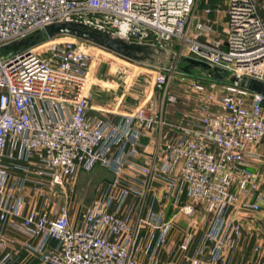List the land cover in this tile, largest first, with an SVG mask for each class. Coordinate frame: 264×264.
Masks as SVG:
<instances>
[{
    "label": "built area",
    "instance_id": "built-area-1",
    "mask_svg": "<svg viewBox=\"0 0 264 264\" xmlns=\"http://www.w3.org/2000/svg\"><path fill=\"white\" fill-rule=\"evenodd\" d=\"M209 1L0 0V47L75 20L264 81L259 0H225L223 39L206 22L192 25L197 4ZM48 41L0 56V264L16 261L7 228L32 238L21 245L43 264H139L140 254L161 264L178 214L204 223L188 264H226L232 240L264 207V97L239 81L198 80L175 63L149 70L151 95L133 112H93L92 47L66 37L36 51ZM96 167L112 179L72 224L68 179Z\"/></svg>",
    "mask_w": 264,
    "mask_h": 264
},
{
    "label": "rangeland",
    "instance_id": "rangeland-1",
    "mask_svg": "<svg viewBox=\"0 0 264 264\" xmlns=\"http://www.w3.org/2000/svg\"><path fill=\"white\" fill-rule=\"evenodd\" d=\"M216 33L218 38H222L220 32ZM65 38L66 37H58L56 39L50 40L45 47H41L36 51H41L46 47L62 42ZM87 47L98 49L94 51L96 54V59L93 61L89 75L90 80L88 91L90 105L93 108V112L103 109L106 111L131 113L136 110L137 107L146 104L147 99L151 95V86L149 85L148 81L153 75V72L151 71L154 69L133 63L90 44H88ZM103 52L107 54H104ZM109 54L118 57L131 65L123 63ZM181 63L183 64L181 59H178V61L176 60L177 65H181ZM111 64L115 66L121 65L124 70H126L124 77L115 76L111 71ZM189 74L190 76L204 82L211 80L207 72L199 68L190 69ZM178 89L179 92L182 93V96H189L185 93L186 88L184 86H181ZM156 93L157 92L154 90L153 95H156ZM111 179L112 175L101 167H96L90 172L80 171L75 177L68 179L69 184L66 194L68 196V211L70 213V220L73 224L79 220L80 214L85 209V207L94 201L102 185ZM262 190L264 191V183L262 185ZM172 210L173 209H171V211ZM179 218L182 220V224L188 223L187 219H190L193 221V225H201V222L198 219L194 220L190 218V216L188 217L181 214ZM251 218L253 219L254 224H259L260 226L259 237L261 239L257 241V243L260 244L259 249L254 247L257 243H254L251 248L257 255L263 256L264 243H262V240L264 242V207L259 213L248 216V220ZM172 225H176V218L174 219ZM171 264H176V262Z\"/></svg>",
    "mask_w": 264,
    "mask_h": 264
},
{
    "label": "water",
    "instance_id": "water-1",
    "mask_svg": "<svg viewBox=\"0 0 264 264\" xmlns=\"http://www.w3.org/2000/svg\"><path fill=\"white\" fill-rule=\"evenodd\" d=\"M58 37H70L83 41L123 59L149 68H172L177 60V56L174 53L159 45L130 41L75 20L52 22L24 38L3 45L0 47V56L2 59L9 61L10 58L22 52H27L30 48L45 40H53ZM180 59L185 65L177 67L185 73H189L192 68H199L207 72L208 76L216 81H239L240 85L250 92L264 97L263 80L247 78L240 81L234 76H226L222 70H218L206 62L191 57Z\"/></svg>",
    "mask_w": 264,
    "mask_h": 264
},
{
    "label": "crops",
    "instance_id": "crops-1",
    "mask_svg": "<svg viewBox=\"0 0 264 264\" xmlns=\"http://www.w3.org/2000/svg\"><path fill=\"white\" fill-rule=\"evenodd\" d=\"M264 4V0H259L260 13L264 18V9L261 7ZM205 9H210L208 13H205ZM196 20L206 22L209 24L216 32H220L222 38L225 36V22H226V3L224 0H210L206 3L197 4L195 9V17L193 19L192 25ZM225 27V28H223ZM224 29V31H223ZM223 31V33H222ZM37 201L36 197L33 198V203ZM33 203L28 204L26 209ZM166 217L173 214V211L169 207L165 206ZM171 211V212H170ZM144 214V210L142 215ZM194 214L191 216L192 219H198V215ZM180 214L176 215V225H172L171 229L167 233L165 240L159 251V260L161 264H171L176 262V264H188L186 257L194 249L196 243L199 240L200 233L204 227V223L201 225H193V221L187 219L188 223L182 224L179 218ZM136 217H133V223L135 225ZM253 219L247 221L246 228L242 235L234 238L232 240L234 248L232 252L229 253L227 257L226 264H264V255H257L251 248L254 243L261 240L260 226L259 224H254ZM73 224V223H72ZM7 233L15 237L18 241L14 245V252L16 261L14 264H43L40 263L35 255L27 252L21 245V242L35 243L32 238L25 236L19 232H16L10 228L6 229ZM262 243L263 240H262ZM256 245L260 244H255ZM182 246H184L182 248ZM264 249V245H263ZM139 264H147L146 259L143 255H139Z\"/></svg>",
    "mask_w": 264,
    "mask_h": 264
},
{
    "label": "bare ground",
    "instance_id": "bare-ground-1",
    "mask_svg": "<svg viewBox=\"0 0 264 264\" xmlns=\"http://www.w3.org/2000/svg\"><path fill=\"white\" fill-rule=\"evenodd\" d=\"M91 49H92L93 51H95V50H98V49H96V48H94V49H93V48H91ZM103 53H104V54H107V53H105V52H103Z\"/></svg>",
    "mask_w": 264,
    "mask_h": 264
},
{
    "label": "trees",
    "instance_id": "trees-1",
    "mask_svg": "<svg viewBox=\"0 0 264 264\" xmlns=\"http://www.w3.org/2000/svg\"><path fill=\"white\" fill-rule=\"evenodd\" d=\"M213 79V78H212Z\"/></svg>",
    "mask_w": 264,
    "mask_h": 264
}]
</instances>
